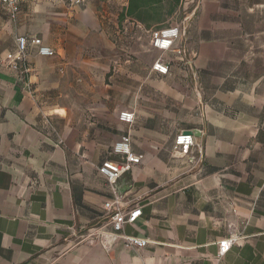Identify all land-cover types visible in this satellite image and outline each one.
<instances>
[{
  "label": "crops",
  "instance_id": "crops-1",
  "mask_svg": "<svg viewBox=\"0 0 264 264\" xmlns=\"http://www.w3.org/2000/svg\"><path fill=\"white\" fill-rule=\"evenodd\" d=\"M130 3L22 0L15 20L0 3V264H264V0ZM20 37L27 72L7 59ZM126 136L142 160L112 185L99 168ZM115 199L143 209L125 233L145 249L82 242Z\"/></svg>",
  "mask_w": 264,
  "mask_h": 264
},
{
  "label": "built area",
  "instance_id": "built-area-1",
  "mask_svg": "<svg viewBox=\"0 0 264 264\" xmlns=\"http://www.w3.org/2000/svg\"><path fill=\"white\" fill-rule=\"evenodd\" d=\"M79 3H86L87 0H70ZM4 9L15 20L19 14V8L22 0H0ZM181 36L179 28L158 30L153 32L152 46L162 52L175 51L174 46L176 41ZM29 41L25 37L17 39V52L9 54L7 59L10 61L12 68L17 72H27V51ZM39 55L42 57L52 58L55 52L46 46L39 49ZM169 64L159 59L153 66V71L162 76L169 74ZM120 120L123 123L132 125L135 122V114L130 112H123L120 115ZM196 145L195 138L191 134L181 133L176 137L175 147L182 155L189 154L192 147ZM114 155L120 158V161H107L99 168V173L107 179V181L114 185L119 182L126 174L132 171L134 166L141 163L142 157L136 155L132 151L131 139L129 136L123 137L114 146ZM105 211L110 215L109 222L98 228H91L87 233L81 237L82 242H87L94 245H100L107 252L119 242L123 243L126 249L143 250L149 245V241L134 236H129L125 233L126 227L135 224L139 218L143 216V209L141 207H125L121 199L107 202L105 204ZM240 238H232L219 243L218 258H223L234 246Z\"/></svg>",
  "mask_w": 264,
  "mask_h": 264
},
{
  "label": "trees",
  "instance_id": "trees-1",
  "mask_svg": "<svg viewBox=\"0 0 264 264\" xmlns=\"http://www.w3.org/2000/svg\"><path fill=\"white\" fill-rule=\"evenodd\" d=\"M158 0H131V9L133 8L134 11L130 12V13H134L136 11H140L141 9L149 6V5H153L155 3H157ZM130 9V10H131Z\"/></svg>",
  "mask_w": 264,
  "mask_h": 264
},
{
  "label": "water",
  "instance_id": "water-1",
  "mask_svg": "<svg viewBox=\"0 0 264 264\" xmlns=\"http://www.w3.org/2000/svg\"><path fill=\"white\" fill-rule=\"evenodd\" d=\"M186 134H191V135H199L198 133H194V132H187Z\"/></svg>",
  "mask_w": 264,
  "mask_h": 264
}]
</instances>
